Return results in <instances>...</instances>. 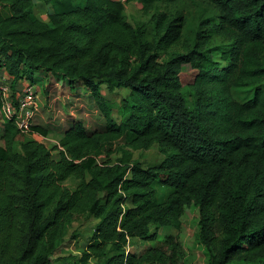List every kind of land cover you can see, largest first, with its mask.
<instances>
[{"label": "trees", "instance_id": "16d2710c", "mask_svg": "<svg viewBox=\"0 0 264 264\" xmlns=\"http://www.w3.org/2000/svg\"><path fill=\"white\" fill-rule=\"evenodd\" d=\"M36 1L0 0V68L12 87L42 77L48 95L86 89L80 97L103 123L89 128L64 101L48 146L24 138L0 97V264L72 257L60 254L63 237L82 213L96 222L74 264H186L180 228L160 243L157 236L189 209L198 211L210 264H264V0H206L218 14L193 42L182 39V16L165 11L147 39V25L120 1L40 0L51 6L47 21L35 16ZM128 1L145 10L155 2ZM174 45L181 51L161 60ZM102 84L129 89L118 118ZM249 85V98L234 96ZM31 132L49 136V125L33 123ZM155 144L166 153L161 162L132 159L131 150ZM157 181L169 188L163 200Z\"/></svg>", "mask_w": 264, "mask_h": 264}, {"label": "rangeland", "instance_id": "374dc122", "mask_svg": "<svg viewBox=\"0 0 264 264\" xmlns=\"http://www.w3.org/2000/svg\"><path fill=\"white\" fill-rule=\"evenodd\" d=\"M78 0H73L77 2ZM46 8L49 10L51 6L47 7L42 6V9L46 11ZM125 11L132 21L141 22L147 25V39H153V30L154 25L153 16L159 12H167L170 16H182L183 27H182V39L193 42L196 36L197 31L205 30L207 28V22L209 19H215L217 17V9L206 0H155L153 6L145 10L141 3L137 1H131L125 5ZM3 14L8 13V8L4 5L2 7ZM225 41V38L219 34H214L213 42L219 43ZM181 51L180 45H174L168 48L167 50H161L160 59L163 60L169 57L170 53ZM47 83V79L40 77L36 80V83H32L39 93V107L34 115L33 123H41L49 125L50 134L47 138H44V142L48 146H52L55 143V136L59 133V128L56 125L58 122H63L64 120V109L63 102H67L70 110L74 113L82 114L85 117L87 126L90 128L94 126L96 122L99 124L103 123V118L99 113L98 107L95 103H91L86 106L84 99L81 94L86 89L79 88L76 91V94H55L54 90H50L48 95L44 93L42 87ZM260 86L264 89V79L260 83ZM56 88V87H55ZM60 89L59 86H57ZM255 86H242L236 87L233 89L234 96L237 99H247L253 94V89ZM129 92L128 88H118L113 92H109L104 84L101 85L102 95L112 104L113 115L119 117L118 107L121 100ZM54 93V94H53ZM61 103V104H60ZM55 115L57 117L55 118ZM57 120V122H56ZM24 138L30 137L29 134H23ZM124 144L123 140H118L113 144V148L116 149V152L111 154L112 159H116L121 155L120 146ZM19 148V147H18ZM126 149H128L126 147ZM131 150V149H130ZM132 159H138L145 166L152 165L161 162L166 153L158 145H153L148 149H138L131 150ZM66 185L73 188L77 181L73 178L65 181ZM157 197L163 200L169 188L164 185L162 182L157 181L155 184ZM96 219L87 213H82L78 217L72 219L64 234L65 246L64 251L60 254L71 253L66 260L58 261V264H74L76 257L78 258L80 250L86 245L92 231ZM180 228L182 232L183 241L186 247V264H210V256L207 248L201 241L200 235V224H199V214L198 211L194 209H189L181 217H178L170 225L161 226L158 229L157 240L160 241L167 234H174ZM140 242L136 243L138 245ZM132 247V246H131ZM100 260L92 259L88 264H100Z\"/></svg>", "mask_w": 264, "mask_h": 264}, {"label": "built area", "instance_id": "2783aa9c", "mask_svg": "<svg viewBox=\"0 0 264 264\" xmlns=\"http://www.w3.org/2000/svg\"><path fill=\"white\" fill-rule=\"evenodd\" d=\"M125 5L131 1L117 0ZM7 75V74H6ZM1 109L5 118H12L22 133H31L33 118L39 107V93L30 83L23 88L14 89L11 77L0 74Z\"/></svg>", "mask_w": 264, "mask_h": 264}, {"label": "crops", "instance_id": "0c3cea01", "mask_svg": "<svg viewBox=\"0 0 264 264\" xmlns=\"http://www.w3.org/2000/svg\"><path fill=\"white\" fill-rule=\"evenodd\" d=\"M42 6H45L47 7L48 5L45 4L43 1H40V0H37L35 2V5H34V14L37 18L43 20V21H47L48 20V8H46V11H44L42 9ZM0 74L1 75H5L7 76V72L5 71L4 68H0ZM7 74V75H6ZM9 76V75H8ZM30 84L29 80H25V79H19L17 80L15 83H14V86L13 88L14 89H20V88H23L25 87L26 85ZM33 85V84H32ZM64 103V102H63ZM57 117V115H55V118ZM63 119V118H62ZM30 137L31 138H34L38 141H41V142H44V138H47L46 135L42 134V133H39V132H31L29 133Z\"/></svg>", "mask_w": 264, "mask_h": 264}]
</instances>
